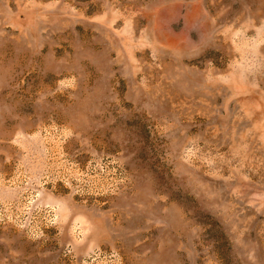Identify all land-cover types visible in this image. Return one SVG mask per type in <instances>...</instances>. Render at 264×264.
Listing matches in <instances>:
<instances>
[{
	"label": "rangeland",
	"instance_id": "obj_1",
	"mask_svg": "<svg viewBox=\"0 0 264 264\" xmlns=\"http://www.w3.org/2000/svg\"><path fill=\"white\" fill-rule=\"evenodd\" d=\"M0 264H264V0H0Z\"/></svg>",
	"mask_w": 264,
	"mask_h": 264
}]
</instances>
